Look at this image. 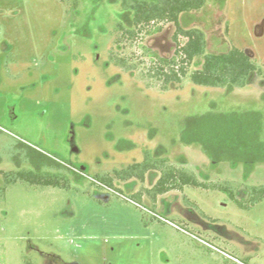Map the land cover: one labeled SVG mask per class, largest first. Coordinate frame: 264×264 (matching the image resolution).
<instances>
[{"label":"rangeland","instance_id":"rangeland-1","mask_svg":"<svg viewBox=\"0 0 264 264\" xmlns=\"http://www.w3.org/2000/svg\"><path fill=\"white\" fill-rule=\"evenodd\" d=\"M120 4L81 1L70 19L62 0H0V169H34L37 162L71 183L68 191L21 182L8 188L0 202V264H234L228 256L264 264V201L244 210L225 192L187 186L160 196L154 208L132 194L152 187L157 173L144 183L116 181L121 193L92 182L149 152L205 181L264 184V163H213L182 139L190 117L254 111L264 140V81L256 74L235 90L188 79L181 88L147 87L136 71L111 62L109 30L125 16ZM181 25L203 30L209 53L235 47L264 68V0H207L183 14ZM174 32L166 24L141 43L171 58ZM125 53L138 61L141 49ZM236 197L247 198L245 187Z\"/></svg>","mask_w":264,"mask_h":264},{"label":"trees","instance_id":"trees-1","mask_svg":"<svg viewBox=\"0 0 264 264\" xmlns=\"http://www.w3.org/2000/svg\"><path fill=\"white\" fill-rule=\"evenodd\" d=\"M81 1H90L97 5L104 0H62L67 6L68 18L76 17ZM206 4L207 0H121L120 8L125 16L109 30L111 62L126 72L136 71L147 87L160 82L163 90L181 88L186 79L197 86L226 90L246 88L256 74L264 81V68L259 67L243 50L233 47L225 53H209L203 30L182 27L183 14L200 11ZM166 24L175 26L173 40L176 50L171 58L162 57L141 43L145 36L162 32ZM180 38L186 39L184 44H180ZM119 47L121 52L117 51ZM131 47L141 49V53L135 57L138 61L125 53ZM147 59L148 65L145 63ZM199 59V68L192 70V65ZM262 129V116L259 112H210L188 118L182 139L186 144L200 145L202 152L213 163L237 159L247 164H261L264 163ZM150 173L159 175L154 185L142 186L132 194V198L137 202L147 198L154 208L160 196L173 191L183 192L187 186L225 192L244 210H248L252 204L264 201V184L244 186L237 181H205L192 169L172 163L168 157L154 156L149 152L140 162L130 164L124 169H114L112 173L95 175L91 180L99 188L121 193L116 181L136 180L144 183ZM79 175L85 176L86 173L79 171ZM0 180V202L5 200L8 188L18 182L42 189L62 188L68 191L71 188L67 176L45 172L40 168L0 169ZM243 187L247 198L240 200L236 194ZM95 199L102 201L97 197ZM185 202L192 205L186 197ZM25 263L32 264L27 260Z\"/></svg>","mask_w":264,"mask_h":264},{"label":"built area","instance_id":"built-area-1","mask_svg":"<svg viewBox=\"0 0 264 264\" xmlns=\"http://www.w3.org/2000/svg\"><path fill=\"white\" fill-rule=\"evenodd\" d=\"M168 223H169L171 226H173V227L179 228L177 225H175V224H173V223H171V222H168ZM195 238H197V240H199L201 243H203V245H206V246H209V247L215 249V248L212 247L209 243H207L205 240L200 239V238H198V237H196V236H195ZM215 250H217V249H215ZM228 257H229L230 259H232L233 261L239 263V261H238L237 259H234V258H232V257H230V256H228Z\"/></svg>","mask_w":264,"mask_h":264},{"label":"crops","instance_id":"crops-1","mask_svg":"<svg viewBox=\"0 0 264 264\" xmlns=\"http://www.w3.org/2000/svg\"><path fill=\"white\" fill-rule=\"evenodd\" d=\"M1 131V130H0ZM2 132H4V131H2ZM27 163V162H26ZM37 163V162H36ZM31 164V163H30ZM38 164H36V165H34V163H32L31 164V166L33 167V168H43V167H41V166H37Z\"/></svg>","mask_w":264,"mask_h":264}]
</instances>
